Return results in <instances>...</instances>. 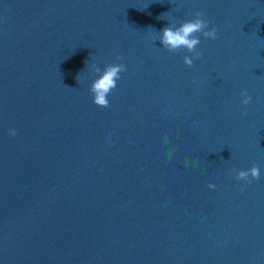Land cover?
Wrapping results in <instances>:
<instances>
[{
	"label": "clouds",
	"instance_id": "obj_1",
	"mask_svg": "<svg viewBox=\"0 0 264 264\" xmlns=\"http://www.w3.org/2000/svg\"><path fill=\"white\" fill-rule=\"evenodd\" d=\"M205 13L200 10H195L193 18L187 19L180 23L178 26H165L158 32V35L153 36L154 40H159L160 44L169 52H176L180 49H185L189 53H193L194 56L190 57L185 55L183 62L192 66L194 59L200 57L201 52L197 46L200 45L202 35L206 39H216L218 30L216 26L209 27L210 22L204 18ZM199 34V35H198ZM121 56H117V60H122ZM93 70L96 73H100L91 84L89 91L92 94L93 103L97 106L107 108L109 107L108 95L117 87V81L120 79V74L126 71V65L124 63H109L105 65L103 71L98 66H93ZM241 104L248 105L252 97L248 94L247 89H242L240 92ZM247 114L246 111L244 113ZM9 135L15 136L16 130L14 128L9 129ZM239 181L249 182V177L253 179L260 178V168L255 163L247 170H237L235 168L230 170ZM245 184L240 186V190L243 191ZM209 189H215L216 184L209 183Z\"/></svg>",
	"mask_w": 264,
	"mask_h": 264
}]
</instances>
